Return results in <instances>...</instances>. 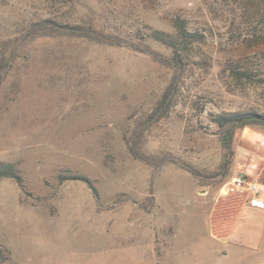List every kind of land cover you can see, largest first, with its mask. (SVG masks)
Segmentation results:
<instances>
[{
	"label": "rangeland",
	"instance_id": "1",
	"mask_svg": "<svg viewBox=\"0 0 264 264\" xmlns=\"http://www.w3.org/2000/svg\"><path fill=\"white\" fill-rule=\"evenodd\" d=\"M252 10L247 0H0V47H20L0 84V162L25 184L0 179V264H231L211 234L212 203L194 188L218 191L219 203L241 196L220 193L235 159L223 168L215 116L264 112V23ZM40 15L110 23L167 55L152 29L173 31L182 16L201 41L150 122L174 69L64 32L27 41ZM244 66L252 74L240 79L232 68ZM135 129L148 154L198 174L135 158L125 140Z\"/></svg>",
	"mask_w": 264,
	"mask_h": 264
},
{
	"label": "trees",
	"instance_id": "2",
	"mask_svg": "<svg viewBox=\"0 0 264 264\" xmlns=\"http://www.w3.org/2000/svg\"><path fill=\"white\" fill-rule=\"evenodd\" d=\"M246 1V0H245ZM251 3L254 17L261 23H264V0H247ZM256 1V2H255ZM174 27L173 31L153 28L152 35L160 43L171 49L170 54H163L155 51L150 45L144 41H135V37L129 39L121 32L116 30L113 26L98 25L94 22L85 21H62L57 17L41 16L34 21H30L25 27L23 33L27 41L33 40L40 36L54 35L58 32L68 33L72 36H81L92 40L94 42L110 45H128L135 49L149 52L159 62L174 69V76L170 86L162 95L159 105L153 110L149 117V121L153 122L160 119L166 112L168 104H170L174 96L176 86L182 76L185 62L190 58V52L194 47L196 41H201V35L198 31H192L187 24V19L182 16H175L172 21ZM9 42H12L9 40ZM20 51L19 45L10 46L9 43L3 42L0 47V84L5 78V74L13 66L15 59ZM234 74L240 79L242 76L251 77L252 71L248 66L232 68ZM215 121L219 127V135L222 147L225 150V162L222 164L223 168L226 164V159H234L236 147L240 139L241 130L245 126H252L264 128V112L256 109L239 110V111H223L215 116ZM262 128V129H263ZM143 133L135 129L130 135L125 136L131 154L151 165L162 166L167 163H178L182 168L187 169L193 174H198V169L190 164L181 161L179 158L170 153L163 154L160 157H155L148 154L142 147L141 137ZM226 168V167H225ZM3 177H12L25 190L24 179L21 171L14 163L0 162V179ZM67 178V177H66ZM69 178V177H68ZM84 180H88L83 177ZM93 187V186H92ZM96 190V189H95Z\"/></svg>",
	"mask_w": 264,
	"mask_h": 264
},
{
	"label": "crops",
	"instance_id": "3",
	"mask_svg": "<svg viewBox=\"0 0 264 264\" xmlns=\"http://www.w3.org/2000/svg\"><path fill=\"white\" fill-rule=\"evenodd\" d=\"M234 159L235 174L242 172L251 179L264 182V128H242ZM194 190L206 202L212 203L209 214L211 234L218 242L216 244L225 249L222 253L229 263L264 264V193L257 204L251 202V197L244 196L219 203L216 200L218 191L209 187Z\"/></svg>",
	"mask_w": 264,
	"mask_h": 264
},
{
	"label": "built area",
	"instance_id": "4",
	"mask_svg": "<svg viewBox=\"0 0 264 264\" xmlns=\"http://www.w3.org/2000/svg\"><path fill=\"white\" fill-rule=\"evenodd\" d=\"M221 194H236L251 197V202L257 204L264 193V182L251 179L247 174L239 172L232 176L220 189ZM264 205V203H262Z\"/></svg>",
	"mask_w": 264,
	"mask_h": 264
}]
</instances>
